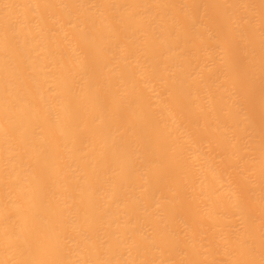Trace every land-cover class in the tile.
Returning <instances> with one entry per match:
<instances>
[{
    "label": "bare ground",
    "instance_id": "1",
    "mask_svg": "<svg viewBox=\"0 0 264 264\" xmlns=\"http://www.w3.org/2000/svg\"><path fill=\"white\" fill-rule=\"evenodd\" d=\"M0 264H264V0H0Z\"/></svg>",
    "mask_w": 264,
    "mask_h": 264
}]
</instances>
